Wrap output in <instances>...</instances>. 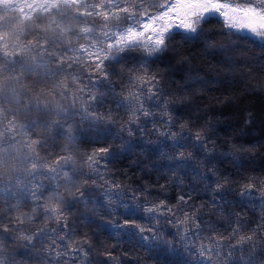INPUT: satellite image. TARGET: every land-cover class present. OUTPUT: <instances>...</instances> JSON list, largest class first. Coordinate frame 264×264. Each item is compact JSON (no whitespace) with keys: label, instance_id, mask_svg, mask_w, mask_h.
<instances>
[{"label":"snow or ice","instance_id":"1","mask_svg":"<svg viewBox=\"0 0 264 264\" xmlns=\"http://www.w3.org/2000/svg\"><path fill=\"white\" fill-rule=\"evenodd\" d=\"M177 37L264 50V0H0V264H141L135 249L264 264V175L240 171L258 145L218 153L193 91L215 81L184 68L182 85L152 68ZM138 152L166 173L156 196L109 167ZM170 187L174 203L159 198Z\"/></svg>","mask_w":264,"mask_h":264},{"label":"trees","instance_id":"2","mask_svg":"<svg viewBox=\"0 0 264 264\" xmlns=\"http://www.w3.org/2000/svg\"><path fill=\"white\" fill-rule=\"evenodd\" d=\"M206 27L219 30L220 24L213 19ZM237 43L239 47L233 46L235 51L219 48L206 49L202 43H186L177 37V41L173 45L175 50L165 53V59L160 63L153 64L152 68L160 70L166 77L171 75L173 81H179L182 85L189 75L188 72H183L184 68H190L191 75H198L205 80H214L215 82L209 83L207 86L197 85L193 91L197 93L194 97L195 103L200 108L207 109V113L215 124L213 138L217 144V152L228 151L229 145L232 144L249 148L253 144H257L255 151L250 154V158L255 163L240 171L242 175L253 172L264 175V89L258 87V82L264 79V71H261V68L264 67V50L258 43H251L249 40ZM183 57L190 58L191 65L182 64L180 61ZM229 58H231L234 68L244 71L231 70L224 63ZM209 66H212V70H209ZM249 71L250 76L246 74ZM182 75L183 80L181 79ZM197 115L203 116L205 113L201 111ZM250 118L252 122L248 123ZM238 155H243L246 159L249 158L247 154L238 153ZM153 159H149L146 153L138 152V154L122 157L110 164L109 167L121 179L123 178L121 173H126L131 177L129 182L134 187L139 184L155 185L153 195L156 196L159 194V185L165 184L167 181L163 178L166 173L157 172L151 167ZM137 162L142 163L138 165ZM144 163L148 165L147 171L143 167ZM156 163H160V161H156ZM216 164L222 171H235L230 161L227 163L217 161ZM191 183V178H185V185ZM180 191L179 188L170 187L159 198L166 196L169 202L174 203L175 197ZM200 198L206 199L205 194L202 192L198 194L197 203L200 202ZM229 199L235 205V195L230 196ZM247 213L251 220L259 213V209L248 208ZM85 231H89V229H85ZM165 238L174 239L167 232ZM101 239L109 245L116 243L115 239H110L106 234L102 235ZM120 246L122 250L132 251L131 246L126 243H121ZM176 246L179 247L178 244ZM134 256L140 257L141 264H183V257L170 256L165 259L164 255L157 256L155 252H149L146 249H135Z\"/></svg>","mask_w":264,"mask_h":264}]
</instances>
